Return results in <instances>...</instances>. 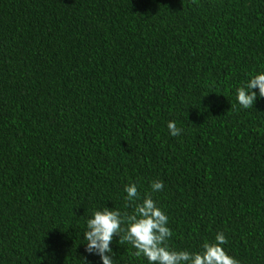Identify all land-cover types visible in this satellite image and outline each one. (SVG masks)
Wrapping results in <instances>:
<instances>
[{"label":"trees","instance_id":"trees-1","mask_svg":"<svg viewBox=\"0 0 264 264\" xmlns=\"http://www.w3.org/2000/svg\"><path fill=\"white\" fill-rule=\"evenodd\" d=\"M262 69L264 0H0V264H100L86 218L155 180L170 248L264 264Z\"/></svg>","mask_w":264,"mask_h":264},{"label":"clouds","instance_id":"clouds-1","mask_svg":"<svg viewBox=\"0 0 264 264\" xmlns=\"http://www.w3.org/2000/svg\"><path fill=\"white\" fill-rule=\"evenodd\" d=\"M257 95L264 97V69L249 73L247 80L235 88L236 102L243 109L253 108ZM167 129L173 137L182 132L175 121H169ZM163 187L162 181H152L151 191L141 196L137 184L129 182L123 186V198L131 205V212L107 207L94 208L85 220L82 235L85 253L99 256L100 264H115V253L110 244L113 237L118 236L119 240L135 249L132 257L143 258L147 264H237L222 248L226 243L222 232H217L211 242H204L199 251L173 250L169 247L167 241L172 232L167 226L168 217L152 197V193L161 191Z\"/></svg>","mask_w":264,"mask_h":264}]
</instances>
